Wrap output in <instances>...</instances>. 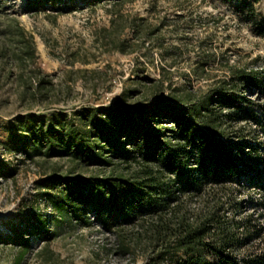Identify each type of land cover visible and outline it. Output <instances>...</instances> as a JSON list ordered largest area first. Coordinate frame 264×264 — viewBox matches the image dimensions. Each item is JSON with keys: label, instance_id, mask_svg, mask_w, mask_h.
<instances>
[{"label": "trees", "instance_id": "1", "mask_svg": "<svg viewBox=\"0 0 264 264\" xmlns=\"http://www.w3.org/2000/svg\"><path fill=\"white\" fill-rule=\"evenodd\" d=\"M43 1L29 5L39 9ZM111 1L117 8L106 30L122 32L109 41L122 52H134L170 20L155 24L125 12L124 0ZM233 1L241 21L264 36L260 0ZM16 29L25 44L17 54L21 63L36 58L33 37L21 24ZM0 54L6 55L1 45ZM226 71L207 88L193 90L175 84L163 68L159 92L134 105L119 97L73 112L18 115L5 148L39 165L68 160L67 168L56 163L44 169L40 194L61 216L87 225L99 221L116 234L124 255H143L150 264H264V197L258 212H249L242 199L252 188H239L264 191V145L249 129L261 121L264 105L251 94L264 95V65L230 64ZM32 72L34 96L46 107L53 81L41 68ZM49 225L42 210L32 212L26 228L11 238L22 247L15 264L31 247L29 230L52 238Z\"/></svg>", "mask_w": 264, "mask_h": 264}, {"label": "rangeland", "instance_id": "2", "mask_svg": "<svg viewBox=\"0 0 264 264\" xmlns=\"http://www.w3.org/2000/svg\"><path fill=\"white\" fill-rule=\"evenodd\" d=\"M113 4L47 0L35 9L29 0H0V45L6 52L0 54V163L8 170L7 175L0 171V264H15L22 247L11 238L26 228L35 209L50 219L54 235L30 229L31 247L21 264H150L143 255L134 259L119 252L116 234L99 221L87 225L54 210L40 194L39 183L44 169L56 163L67 168L69 162L54 158L39 165L23 152L7 151L4 143L11 140L15 117L30 111L73 112L84 105L112 104L119 97L134 105L159 92L156 80L163 68L175 84L197 90L207 88L216 75L229 74L230 64L264 65V36L241 21L233 0H124L119 6L125 12L149 16L155 24L170 19L164 30L128 53L109 43L122 34L106 30L117 8ZM257 7L264 14V0ZM18 24L37 48L36 58L23 63L17 55L25 46L15 35ZM33 68L53 81L46 107L34 96L38 83L31 79ZM251 96L264 105V95ZM259 119L249 129L264 145V107ZM240 186L252 188L242 201L247 211L258 212L264 191ZM259 242L264 248V238Z\"/></svg>", "mask_w": 264, "mask_h": 264}]
</instances>
